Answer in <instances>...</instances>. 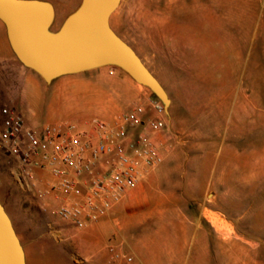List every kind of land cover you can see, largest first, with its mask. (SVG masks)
I'll return each mask as SVG.
<instances>
[{"label": "crops", "instance_id": "0c3cea01", "mask_svg": "<svg viewBox=\"0 0 264 264\" xmlns=\"http://www.w3.org/2000/svg\"><path fill=\"white\" fill-rule=\"evenodd\" d=\"M237 1L243 2L246 7L242 21L247 25L252 20L251 13L256 14L257 0H192L191 6L177 5L176 11L190 10L200 13L201 20L209 22L216 13L215 10L221 5ZM81 2L82 0H72L65 5L67 14L63 16L62 24ZM123 4L121 2L120 8ZM172 9L171 7L170 10ZM142 16L146 19V28L148 31L152 30L153 34L144 31L139 35L136 51L164 87L169 89L190 87V78L196 71L211 67L208 58H200L201 67L190 65L192 56L187 53V48L190 47L193 37H182L181 27L185 21L158 11L153 15L144 13ZM120 28H123L121 36L125 39V25L122 24ZM220 30L222 27L217 26V39L206 36V39L202 40L207 48L203 54L208 56L210 52L211 57L215 60L217 58V65L212 68L213 75L223 72L224 69L218 57L225 43ZM178 37H181L186 47L184 55L189 63L186 62L184 66L175 64L180 55L175 46ZM214 46H218L217 53L213 49ZM1 55L8 60H17L9 44L6 28L0 21V57ZM8 67L11 66L0 65V86L7 97H10V102L18 105L17 109L25 118L28 128L75 123L87 129L98 120L112 123L117 114L122 112L124 114L140 103L148 106L154 99L151 93L128 74L114 70L113 67L64 76L50 85L36 73L27 81H19L7 74V71H10ZM255 67L264 65L261 66L258 62ZM30 83L41 86L56 85L55 95L44 113L38 111V99L28 92ZM218 87L220 88L218 103L227 105L236 102L238 92L232 82L219 83ZM170 98L173 106L174 100L171 96ZM254 103H257L256 93L253 97L250 96V104ZM253 110L256 114L257 106L253 107ZM167 117V131L158 135L164 154L163 163L155 169L144 168L138 187L110 214L97 223H91L85 229H78L73 223L63 220L56 214L60 206L72 202L73 199L53 189L56 180L49 172L36 170L32 180L21 182V188L11 187L7 191L6 197L10 201L13 213L12 216L9 215L24 247L27 264H83L93 255V251H88L91 245H96L94 255L104 264H126L115 261L108 249L109 242H114L112 236L120 233L115 224L117 221L115 217L123 212L126 250L135 257L134 264H177L180 249L184 251L183 261L187 264L194 243H198L196 258L199 264L205 262L214 247H223L225 253L233 250L234 257L240 240L233 239L227 242L213 234L209 227L203 224L199 212L195 213L191 207L194 194L188 184L193 177L187 175L185 171L188 165L185 162L182 165H174L173 152L177 145L186 146L192 141L190 136H193L194 131L191 129V123L185 116L174 117L171 111ZM224 143V140L222 146L213 143L212 152H218L220 147L224 148ZM217 159L209 162V168H216ZM208 177L209 175L203 182L210 183ZM1 201L3 202L2 199ZM3 204L7 209L6 204L4 202ZM129 219L132 221L131 226L127 221ZM261 244L257 242L255 247L258 249ZM234 261L239 262V259L235 257ZM250 264H264V257L258 256L256 252Z\"/></svg>", "mask_w": 264, "mask_h": 264}, {"label": "rangeland", "instance_id": "374dc122", "mask_svg": "<svg viewBox=\"0 0 264 264\" xmlns=\"http://www.w3.org/2000/svg\"><path fill=\"white\" fill-rule=\"evenodd\" d=\"M46 1L52 2L56 8L53 29L57 31L62 25L63 16L67 14L65 5L72 0ZM122 2L123 6L113 15L111 23L119 35H123V28L120 26L125 25V40L136 50L139 35L144 31L153 34L152 30L148 31L146 28V19L142 14L153 15L158 11L185 21L181 27L182 37H193L190 47L187 48V53L192 56L190 65L201 67L200 58H208L211 64L206 70H199L193 74L189 81L190 87L174 89L165 87L174 100L170 111L174 117L188 118L194 131L193 136H190L192 141L186 146L177 145L173 152L174 165L187 163L185 171L187 175L193 177L188 184L194 194L191 207L195 213L199 212L203 224L209 227L213 234L227 242L233 239L240 240L234 257L233 250L225 253L223 247H214L203 264H250L256 252L258 256L264 257V67H255L258 62L261 66L264 65V0H257L256 14L251 13L252 20L247 25L242 21L246 7L239 1L221 5L215 10L216 13L209 22L202 21L200 13L190 10L176 11L177 5L189 7L193 4L192 0H122ZM217 26L222 27L220 31L225 40L218 54L224 69L223 72L213 75L212 68H215L217 58L215 60L211 57L210 52L208 56L203 54L207 48L202 40L206 39V36L217 39ZM175 46L180 54L175 64L184 66L188 61L184 55L186 47L181 37H178ZM217 47H213L215 53ZM14 57L16 58L15 54ZM18 63H20L18 59L8 60L2 55L0 57V65L11 66L8 67L10 71H7V74L19 81L29 80L34 72ZM112 69L119 70L114 67ZM231 82L238 92L236 102L227 105L218 103L219 83ZM143 88L152 94L148 88ZM55 91V84L41 86L30 83L28 87L29 94L38 99L40 113L47 110ZM255 93L257 103L251 105L250 96L253 97ZM255 106L256 114L253 110ZM4 107L17 109L18 105L10 102V97H7L0 86V110ZM122 114L123 112L117 114L116 118ZM223 140L224 148L220 147ZM213 143L220 144L218 152H212ZM215 159L216 168H209V162ZM17 169L16 160L0 150V197L11 216L13 213L6 193L11 187H22V183L15 176ZM208 175L210 183L203 182ZM115 218L120 233L112 236V240L125 241V212ZM127 221L131 226V219ZM257 242L262 243L258 249L255 247ZM91 246L88 251H93V255L83 264H104L94 255L96 245ZM197 249L198 243H194L187 264H199L196 258ZM183 256L184 251L180 249L177 264H184ZM235 257L239 262L235 263Z\"/></svg>", "mask_w": 264, "mask_h": 264}, {"label": "built area", "instance_id": "2783aa9c", "mask_svg": "<svg viewBox=\"0 0 264 264\" xmlns=\"http://www.w3.org/2000/svg\"><path fill=\"white\" fill-rule=\"evenodd\" d=\"M1 112L0 150L16 160V179L27 182L36 170L49 172L56 180L53 189L73 199L56 214L78 229L110 214L138 187L144 168L155 169L164 161L158 135L167 131L168 117L159 100L140 103L112 123L98 120L87 129L75 123L28 128L15 107ZM108 249L115 261L135 263L124 240Z\"/></svg>", "mask_w": 264, "mask_h": 264}, {"label": "water", "instance_id": "95a60500", "mask_svg": "<svg viewBox=\"0 0 264 264\" xmlns=\"http://www.w3.org/2000/svg\"><path fill=\"white\" fill-rule=\"evenodd\" d=\"M122 0H82L61 27L46 0H0V21L18 61L45 83L105 67L117 68L148 88L170 114L172 100L137 51L112 27ZM0 264H27L13 221L0 199Z\"/></svg>", "mask_w": 264, "mask_h": 264}, {"label": "flooded vegetation", "instance_id": "af4514ba", "mask_svg": "<svg viewBox=\"0 0 264 264\" xmlns=\"http://www.w3.org/2000/svg\"><path fill=\"white\" fill-rule=\"evenodd\" d=\"M112 27H113V25H112ZM114 29V28H113ZM121 36V35H120ZM122 37V36H121ZM123 38V37H122ZM124 39V38H123ZM125 40V39H124ZM127 43H129L127 40H125ZM132 47H133V45L131 44V43H129ZM134 48V47H133ZM135 49V48H134ZM136 50V49H135Z\"/></svg>", "mask_w": 264, "mask_h": 264}, {"label": "trees", "instance_id": "16d2710c", "mask_svg": "<svg viewBox=\"0 0 264 264\" xmlns=\"http://www.w3.org/2000/svg\"><path fill=\"white\" fill-rule=\"evenodd\" d=\"M153 98H155V100H158L154 95H153Z\"/></svg>", "mask_w": 264, "mask_h": 264}]
</instances>
